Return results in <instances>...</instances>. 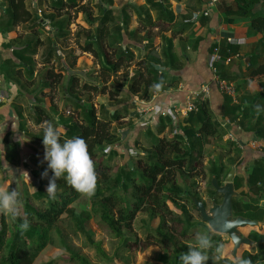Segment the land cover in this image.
Returning <instances> with one entry per match:
<instances>
[{
	"label": "trees",
	"instance_id": "obj_1",
	"mask_svg": "<svg viewBox=\"0 0 264 264\" xmlns=\"http://www.w3.org/2000/svg\"><path fill=\"white\" fill-rule=\"evenodd\" d=\"M90 1V0H87ZM96 8L98 13L95 15L87 2L81 0H37V5L42 6L47 2L48 14L38 17L36 7L33 6L32 0H4V10L0 13V33H10L17 26L25 25L28 29V35L23 34L12 37L3 47H9L18 44L19 48L12 49V56L16 60L6 59V64L13 67L24 65L30 68L31 55L36 53V48L43 42L39 36L43 33L45 18H48L55 28L56 37L67 36L66 29L70 24L69 10L76 9L81 11L85 20L91 26V29L85 31L84 51H90L97 54L99 58L100 68L105 75H115L120 70L124 62L133 61L134 53L132 48L140 49V46L151 45V32L149 27H159V32L165 30L164 27L171 26L175 16L170 9L166 0H145L142 6L125 3L121 8H113V0H98ZM254 0H236L241 14L246 15L254 4ZM108 5V6H105ZM131 8L137 13L143 29L135 28L132 32L125 30L128 25L127 9ZM156 12L155 21L150 11ZM119 20L114 18L116 13ZM205 19V18H203ZM188 23L192 24V19L188 18ZM115 23V27L111 30L110 23ZM118 22V23H117ZM124 25V26H123ZM123 27L125 32L122 33ZM250 27L254 32H260L264 37V16L257 15L251 17ZM93 30V31H92ZM144 31L143 35L139 32ZM113 32V36H112ZM115 35V36H114ZM137 35V36H136ZM164 46L161 58L150 55L149 52L144 55L145 73L144 77L141 71H136L130 77L128 90L130 93H139L142 99H150L155 91L165 85L164 73L173 68L172 59V36L167 37L161 35ZM119 39L114 48L108 44V39ZM48 44L53 46V40L46 36ZM147 40V41H145ZM119 43V45H117ZM122 42L125 48L122 46ZM95 45V46H94ZM119 46V47H118ZM113 48L108 54L106 49ZM117 49V50H116ZM235 50L234 46H220V56L223 58ZM116 51V52H115ZM115 52V53H114ZM50 61V58L43 60V63ZM140 64V62H138ZM221 63L218 65L221 66ZM223 64V63H222ZM126 69V68H125ZM30 74L32 72L31 68ZM18 70L12 73L17 75ZM221 73V72H220ZM251 75L264 74V63L252 68ZM53 75L61 78V74H54L52 69H48L43 74V81L51 79ZM6 76V75H5ZM223 78V75H219ZM75 77L70 78L69 87L74 89L76 83ZM49 81V80H48ZM48 83H51L50 81ZM107 86V85H106ZM91 86L83 83L81 88L84 90L93 89L95 92L107 93L110 99H117L121 94L119 85L112 84ZM259 93L256 98L261 97ZM230 100H228L229 102ZM196 110L189 112L183 119V125H180L179 132L171 137H160L156 139L152 147L146 151L144 155L135 159L133 166L123 164L111 177L113 165L111 160L115 157V151L109 150L105 160L98 158V152L110 144H115L118 139V133L111 130V123L118 121L122 117L118 111L112 113L103 105L101 106L102 114L96 115L93 107L85 106L84 123L78 124L73 122L69 126L64 139L73 137H82L88 145V151L95 162L96 172L98 173V182L95 194L89 198L91 211L98 215L100 223H102L111 237L118 239V245L125 248L132 245L139 250H144L150 245H159L166 248V251L159 254V259L164 264H181L179 256L182 252H187V245L190 244L185 239L190 236L189 230L194 226L191 220L190 212L184 203L190 202L196 210L193 198L201 200L195 193L193 187L195 182L190 183L192 177L204 176L209 174V186L211 188V178L216 176L217 181L221 184V178H225L227 172L231 169L224 168L221 159L216 163H212L208 168L203 164L205 157V146L210 143L212 138L221 137L222 133L218 127V123L213 119V114L205 100L198 99L196 102ZM236 107L233 106L231 111L235 113ZM107 112V114L104 113ZM246 111V110H245ZM109 117H108V116ZM260 120L256 119L252 126L257 137L264 140V129L260 127ZM264 128V127H262ZM164 126L160 125L159 131H163ZM231 144V143H229ZM233 145V144H231ZM222 147V146H221ZM224 147V146H223ZM264 149V148H263ZM238 158V156H236ZM226 171V173H225ZM237 174L232 181L235 189L245 186L244 195L249 201H243L240 197L232 199V210L234 215H242L253 220L261 221L264 210L258 205V202L264 199V156L255 159L243 172L237 170ZM52 176V175H51ZM48 179H40L37 195L42 194L43 185L49 182ZM225 180V179H224ZM61 190L57 192L56 200H48V204L43 209H30L25 212L30 227L21 232L17 224L16 230L12 233L9 241L6 242L7 230L5 217L0 216V264H32L36 257L46 247L49 240V232L63 213L74 216L78 230L87 236L89 243L95 248L98 254L104 258H108L107 253L101 246V241L93 239V235L85 230V222L89 218L88 213L85 215H75L73 208L70 206L83 195L72 188L64 178L56 181ZM213 202H220L219 197L222 196L213 188ZM167 201H171L180 209L182 217L175 214L170 208ZM202 201V200H201ZM138 212H144L147 216V222L158 219V224L151 227L150 223H145L147 232L144 239L135 237L134 241L126 236V233L133 232V222ZM250 232L246 236L253 243L262 246L263 237L262 228L257 226H246ZM213 249L209 251L211 254ZM79 264H92L87 257L79 252L70 251L68 254H60ZM114 256H117L115 254ZM241 257L251 259L252 264H264V252L259 256L256 252L251 253L249 250H243ZM206 264L210 263L209 260Z\"/></svg>",
	"mask_w": 264,
	"mask_h": 264
},
{
	"label": "crops",
	"instance_id": "obj_2",
	"mask_svg": "<svg viewBox=\"0 0 264 264\" xmlns=\"http://www.w3.org/2000/svg\"><path fill=\"white\" fill-rule=\"evenodd\" d=\"M3 1L0 0V13L4 10ZM166 1L175 16L171 26L164 27L165 30L161 32H159V27H149V32H153L151 45L148 46V43L142 46L141 44L140 49L132 48V51L134 54L136 51L145 54L149 52L150 55L161 58L164 46L161 35L172 36L174 57L171 63L173 68L164 73L165 85L155 91L148 100L142 99L139 93H130L127 83L126 86L124 85V91L129 95L126 102L108 106L100 103L96 108L89 106L95 109L97 116L102 114V105L111 113L118 111L122 116L118 121H124L122 125L118 124L119 126L116 125L117 121L111 123L110 126H113L118 133V139L115 144H110L103 150L115 151V157L119 160L118 163L113 164L115 169H119L123 164L132 163L130 166H133L135 159L149 150L141 145L144 143V136L155 131L169 138L179 132L180 125H183V118L187 116L183 115L182 111L186 106L187 97L191 96L195 106L198 99L208 103L213 119L218 123L222 133L221 140L233 144L240 154L239 169L241 172L255 159L264 156V147L252 148L249 145L252 140L259 138L252 130L256 119L260 120V128L264 129L262 128L264 127V74H250L252 68L264 63V37L260 32L252 31L250 27L251 17L264 16V0H254L253 6L246 15L241 14L236 0H220L217 5L213 6L207 5L208 0ZM127 2L136 6L145 4V0L140 2L123 0L119 5L114 4L113 8L119 9ZM32 4L36 7V13L38 8L41 10L40 15L37 13L38 17H43L37 0H32ZM204 11H207L206 15ZM152 12L156 14L155 11L151 10L150 13ZM155 14H151L154 21ZM127 16L130 22L134 17L135 23L138 24L132 28L128 21V31L132 32L135 28L143 29L137 13L131 8L127 9ZM189 17L192 19V24L187 21ZM43 24L44 30L39 36L43 43L38 45L36 53L31 55V74L30 68L24 65L13 67L11 63L6 64L5 62L6 59L16 61L12 56V49L19 48V43L3 47V44L12 37L20 34L27 36V27L17 26L10 33H0V93L2 95L0 101V186L17 187L20 190L23 186H28L35 195H37L36 191L42 179V172L39 170L40 167L32 162L38 160V164L47 165V161L44 160L42 143L43 126L47 122H52L61 129L62 137H64L67 125L73 122L84 123L83 111L85 106H88L84 100H89L88 93L78 95L80 89L77 85L73 90L70 89L67 82L70 78L67 74L71 63L65 61L67 57H60L58 55L60 51L57 50L60 47L58 40H62L63 37L55 36V28L48 18L44 19ZM71 24L70 20L66 32H70ZM139 34L143 35L144 31L142 30ZM45 35L53 40L54 50H51L52 46L48 44V40L44 39ZM217 44L219 48L227 44L235 47V50L227 55L231 56V60L228 63L222 62L221 66L218 63H212L211 60L212 48ZM122 46L125 48L124 43ZM48 58L50 61L43 63V60ZM45 64H53L54 69L48 67L47 70L52 69L54 74H61V78L58 79V76L53 75L51 79H48L51 83H48L46 79L43 81L42 78L39 82L36 81L35 76L39 72V67ZM213 67L217 68L219 78L222 74L221 79L233 84L234 97L226 94L217 86ZM16 70L19 73L13 75L12 73ZM132 75H134L133 69L129 71V77ZM143 75L147 76L146 73ZM112 76L113 74L110 75ZM62 85H64L63 89L60 88ZM81 91L84 89L81 88ZM259 93L262 96L256 98ZM105 94L101 93V95ZM256 105L262 109L259 115L256 113ZM233 106L236 107L234 114L231 111ZM69 107L72 111L76 110L75 117L68 116ZM104 113L107 114L106 111ZM160 125L164 126L161 132L159 131ZM230 134L234 139L228 138ZM259 139L264 142L263 139ZM8 165L16 170L15 176L5 171ZM43 178L48 179V176ZM47 185L48 183L43 185L41 195L43 191H46ZM41 200L48 201L46 196ZM24 215L25 212H23ZM3 216L6 223L8 218ZM20 221L22 220L17 218L14 223L18 224Z\"/></svg>",
	"mask_w": 264,
	"mask_h": 264
},
{
	"label": "rangeland",
	"instance_id": "obj_3",
	"mask_svg": "<svg viewBox=\"0 0 264 264\" xmlns=\"http://www.w3.org/2000/svg\"><path fill=\"white\" fill-rule=\"evenodd\" d=\"M83 3L87 2L86 5L89 6L91 10H94V14L98 13L96 8V3L99 2L98 0H81ZM136 2V0H130ZM141 0H137V2H140ZM123 2V0H113V6L114 4H120ZM47 2H44L40 8L42 9V15L48 14L47 10ZM105 6H108L105 4ZM70 19H71V25H70V32H68L67 36L63 37L62 40H58V43L60 44V47L57 49L60 51L58 55L60 57L64 56L63 58L67 57V60H65L67 63H71L69 65V73L68 78L75 77L74 82L78 86L80 90H78V95L82 94H89V100L85 99V104L88 106L98 107L100 103H104L108 105L111 104H122L126 102L129 99L128 93L124 91L127 83H129L130 77H129V71L133 69V72L141 71L145 73V61H144V54L140 53V51H136L134 54V59L132 62H124L122 67L120 68L119 72L112 77L110 75H105L103 70L99 66V58L97 57V54L100 53L99 51L97 53H93L90 51H84L83 46L85 45V41L88 40V37L85 38V31L87 29H91V26L85 21L84 15L81 11H77L76 9L69 10ZM151 14H155L152 12ZM156 16V14L154 15ZM114 18H117L119 20L118 14H114ZM134 17L132 18L130 24L135 26L137 22L135 23ZM118 23V22H117ZM140 24V23H139ZM115 23H110L109 27L112 30L115 27ZM142 25V24H141ZM140 25V26H141ZM124 26V25H123ZM138 26V24H137ZM142 27V26H141ZM123 27L122 33L125 32V30H128V25L126 29ZM133 30V29H132ZM153 33V32H152ZM151 33V35H152ZM47 35H45L44 39ZM113 36V32H112ZM115 36V35H114ZM137 36V35H136ZM119 41V39L114 40L113 38L108 39V44L114 48L116 46L115 44ZM120 42H118L117 45H119ZM123 44V43H122ZM95 46V45H94ZM119 47V46H118ZM113 48H108L106 51L108 54L113 51ZM117 50V49H116ZM110 51V52H109ZM116 52V51H115ZM114 52V53H115ZM58 61V59H57ZM73 62V63H72ZM134 62H136L134 64ZM140 62V64L138 63ZM135 66H134V65ZM134 68H133V66ZM59 66V65H58ZM51 67L54 69L53 64H45L42 67H39V72L35 76V80L38 82L40 81V78L43 77V74L47 71V68ZM131 67V68H130ZM126 68V69H125ZM70 80V79H69ZM69 83V81H67ZM83 83H87L91 86H98L100 88L101 86H110L112 88V84L119 85L121 88V97H118L117 99H110L107 93L105 95H101V92L99 93V89L97 88L98 92H95L93 89L91 90H84L81 91V86ZM107 85V86H106ZM64 85L60 87L63 89ZM159 90V89H158ZM157 90V91H158ZM57 97H59V93H57ZM58 102V98L56 100ZM121 110V109H120ZM123 112V111H122ZM75 111H72L69 107L68 116L75 117ZM122 115H125L124 113H121ZM121 123V124H120ZM124 121H117L116 125H122ZM119 124V125H118ZM115 126V125H114ZM112 131L117 132L115 128L113 129V126H111ZM168 136V135H167ZM160 137H166L162 133H156L155 131L152 132L150 135L144 136V143H141L143 145L142 147L145 149H150L153 145V143L156 141V139ZM43 138V137H42ZM140 145V147H141ZM224 146L223 148L221 147ZM142 148V149H143ZM232 152V153H231ZM109 151H99L98 152V158H101L105 160V157ZM231 153V154H230ZM238 156V158H236ZM221 159L222 164L224 165V168H235L236 166H240V154L233 145L223 142L220 137L212 138L210 140V143L205 146V157L203 164H205L206 168H208L212 163H216ZM118 157H114L111 160V164L118 163ZM35 163L36 166L40 167L39 170L41 172H44L45 169H47V165H41L38 164V160ZM129 166L132 165V163L128 164ZM249 165V164H248ZM118 169H115L113 165V169L111 171L110 176L113 177ZM244 168L242 169V171ZM225 171V173H226ZM237 174V173H236ZM235 174V175H236ZM53 175L51 169H48V176ZM225 178H221V181L225 182ZM210 176L209 174L204 176H196L189 179V182H195V187L193 189L195 190V193L200 197V199L204 202L206 208H209L213 198H215V195L213 197V188L209 186ZM222 182V183H223ZM264 190V186L262 188ZM61 190L60 186L57 185V192ZM215 190V189H214ZM22 193L21 197V206H20V215L23 216V212H26L27 210H30L32 208L34 209H43L47 206V202L45 200H41L42 197L46 196V199L49 200L48 194L46 191H43V195H35L32 193L33 191L28 188V186H23V188L20 190ZM238 195L237 197H240L243 201H249L248 197L244 195L245 186L240 187L239 189H236ZM221 200V197H219ZM169 208L179 216H183L180 212V209L177 208L171 201H167ZM187 207V210L190 212L191 220L194 223V226L191 227L189 230L190 236L186 238L185 240L189 243L195 242V234L197 232H207L211 235L214 247L213 251L210 256L213 257V260L210 258L209 262L214 264V257H215V246L216 245H223V251H222V259L219 261V264H231V261L236 256H241L243 253V250H249L251 253L256 252L259 256H261L264 252V242L262 243V246L260 248V244L258 243H252L251 245L242 244L239 249L237 250L235 256H232V248L233 243L230 240L228 235L225 234H218L214 233L207 224L202 220L199 212L197 209L195 210L190 202L184 203ZM258 205L263 208L264 210V199L260 200L258 202ZM73 210L74 214H83L88 213L89 218L85 222V230L90 232L93 235V239L96 241H101V246L103 250L107 253L108 258H104L102 255L98 254L94 247L91 246L89 243V240L86 235L82 233V231L78 230L77 223L74 218V216H70L67 213H63L57 222L55 223L54 227L49 232V240L47 242V246L41 251V253L36 257L34 262L32 264H79L76 260L73 261L71 259L60 257L58 255L60 254H68L70 251L73 252H79L80 254L84 255L88 258V260L92 264H164L159 259V254L166 251V248H161L159 245H150L144 250H139L135 245L125 248L124 246L118 245V239L111 237L109 234V231L107 228L100 223L99 217L97 214L93 213L91 211V205L89 202V198L86 196H82L77 201L73 202L70 205ZM8 218L6 222V242L9 241V237L13 233V231L16 230L17 223H14V220L7 216ZM147 216L144 212H138L136 214L135 220L133 222V232L132 233H126V236L129 237L130 240L134 241L135 237L141 238V241L144 239L145 233L147 230L145 229V223H150L151 227H155L158 224V219H154L152 221L147 222ZM262 225V237L264 241V215L262 220L260 221ZM19 223V222H18ZM246 227V226H244ZM241 227L240 231L243 236H247L250 232L249 228ZM259 228V227H258ZM117 254V256H114Z\"/></svg>",
	"mask_w": 264,
	"mask_h": 264
},
{
	"label": "clouds",
	"instance_id": "obj_4",
	"mask_svg": "<svg viewBox=\"0 0 264 264\" xmlns=\"http://www.w3.org/2000/svg\"><path fill=\"white\" fill-rule=\"evenodd\" d=\"M257 115L261 108L255 106ZM63 133L59 127L52 122H47L43 126V146L44 160L47 161V169L41 173L42 178L48 176V169L53 175L49 178L46 193L50 200L57 199V179L64 178L65 181L78 193L91 198L96 191L98 173L96 172L95 162L92 159L88 145L84 138L73 137L64 139L61 142ZM10 175L15 176L16 170L8 167L5 169ZM28 176V174H27ZM29 179V177H28ZM22 193L17 187L0 186V214L11 217L14 221L19 218L22 223L18 225L21 232L30 227V223L25 214L20 215ZM188 251L182 252L179 256L181 264H206L213 257L209 251L214 244L211 235L207 232H197L195 242L187 245ZM223 245L215 246L214 264H219L222 257ZM231 264H252L251 259L236 256Z\"/></svg>",
	"mask_w": 264,
	"mask_h": 264
},
{
	"label": "water",
	"instance_id": "obj_5",
	"mask_svg": "<svg viewBox=\"0 0 264 264\" xmlns=\"http://www.w3.org/2000/svg\"><path fill=\"white\" fill-rule=\"evenodd\" d=\"M239 165L231 168L225 177V182L219 184L216 176H212L211 185L222 198L220 203L212 202L209 208H206L203 201L193 198V202L202 220L207 226L218 234L228 235L233 243L232 256H235L237 250L242 244L251 245L253 242L246 236H243L240 228L244 226L262 227L259 220H253L242 215H234L232 210V199L236 198L238 193L233 184Z\"/></svg>",
	"mask_w": 264,
	"mask_h": 264
},
{
	"label": "built area",
	"instance_id": "obj_6",
	"mask_svg": "<svg viewBox=\"0 0 264 264\" xmlns=\"http://www.w3.org/2000/svg\"><path fill=\"white\" fill-rule=\"evenodd\" d=\"M220 0H208L207 2V5L208 6H213V5H217L219 3ZM37 13L40 15L41 14V10L38 8L37 9ZM204 15L207 14V11H204L203 12ZM211 60H212V63H220V62H223V63H228L230 60H231V56H227L225 58H222L220 56V48H219V45H215L213 48H212V56H211ZM213 72H214V75H215V83L217 84V86L220 88V90L224 91L226 94L234 97V93H235V89H234V86L232 83H229V82H226L224 81L223 79L219 78L218 77V71H217V68L213 67ZM207 91V89H204ZM2 99V95L0 93V101ZM142 111L144 109H141ZM196 110V106L195 104L193 103L192 101V97L191 96H188L187 97V103H186V106L184 107L183 111H182V114L183 115H187L189 112H192V111H195ZM228 138L230 139H234L232 138V135L230 134V136H228ZM252 148H263L264 147V142L261 141L259 138L257 139H254L252 140V142L249 144Z\"/></svg>",
	"mask_w": 264,
	"mask_h": 264
},
{
	"label": "flooded vegetation",
	"instance_id": "obj_7",
	"mask_svg": "<svg viewBox=\"0 0 264 264\" xmlns=\"http://www.w3.org/2000/svg\"><path fill=\"white\" fill-rule=\"evenodd\" d=\"M221 201V200H220ZM213 202V201H212ZM218 203H220V202H218ZM234 214V213H233Z\"/></svg>",
	"mask_w": 264,
	"mask_h": 264
}]
</instances>
